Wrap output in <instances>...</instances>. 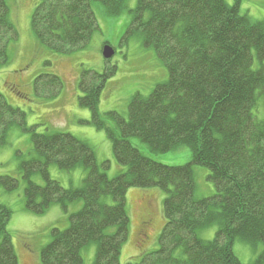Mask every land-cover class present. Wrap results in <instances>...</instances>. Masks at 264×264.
Instances as JSON below:
<instances>
[{
  "label": "trees",
  "instance_id": "obj_1",
  "mask_svg": "<svg viewBox=\"0 0 264 264\" xmlns=\"http://www.w3.org/2000/svg\"><path fill=\"white\" fill-rule=\"evenodd\" d=\"M99 1L111 15L120 13L127 2ZM239 4L137 0L129 33H141L144 44L155 49L168 78L148 96L132 97L128 119L116 111L100 113L108 76L82 72L79 104L92 112L89 123L107 131L117 162L126 167L113 179L89 143L67 132H36L27 126L26 112L0 93V147L14 127L31 132L33 144L31 158L20 164V177L0 175V190L11 193L23 179L25 207L35 214L54 205L67 213L70 204L83 202L78 211L67 213L65 229L51 228L50 241L40 251L41 264H83V249L91 243L97 245L93 264H121L129 234L131 187L164 191L166 220L159 247L142 251L137 262L127 264H245L233 250L238 239L261 243L263 250L252 264H264V119L255 116L259 100L264 102V22L241 14ZM31 25L37 39L59 54L87 46L98 26L90 0H41ZM17 35L7 1L0 0V65L9 62V45ZM34 84L37 93L48 89L50 97L64 86L55 74L40 75ZM132 137L157 153L189 147L192 161L161 163L135 147ZM53 164L63 171L84 167L82 185L63 187L50 175ZM194 166L209 169L214 195L196 196ZM34 174L44 183H36ZM11 218V208L0 201V264H20L8 231ZM213 225L218 229L212 240L198 236V230ZM148 228L149 221H143L140 245L147 240Z\"/></svg>",
  "mask_w": 264,
  "mask_h": 264
},
{
  "label": "rangeland",
  "instance_id": "obj_2",
  "mask_svg": "<svg viewBox=\"0 0 264 264\" xmlns=\"http://www.w3.org/2000/svg\"><path fill=\"white\" fill-rule=\"evenodd\" d=\"M18 35L9 45V62L0 65V93L13 106L26 112L27 126L35 127L36 132H67L89 143L95 150L97 161L106 162L105 172L113 179L126 167L121 166L114 155L112 140L105 129H98L89 123L92 112L80 106L79 97L83 95L79 87L82 72L94 70L108 76L101 91L100 113L116 111L128 119L129 103L136 93L148 96L154 87L168 78L167 67L152 47L144 44L139 32L129 33L133 20V10L137 0H127L125 8L117 15H111L99 0H90L97 19V29L87 46L67 54H59L42 44L32 30L31 20L36 5L41 0H6ZM234 4L236 0H226ZM240 12L253 21L264 22V0H239ZM111 46L115 54L106 59L103 50ZM55 74L63 83V89L55 97L49 96L48 89L36 92L34 81L40 75ZM45 94H43V91ZM257 120L264 119V102L259 100L255 109ZM110 127H115L109 121ZM32 133L20 127L10 130L7 144L0 147V175L20 177L22 160L30 159L33 152ZM131 143L144 155L167 165H184L192 161V151L182 146L166 153L151 151L138 137ZM196 196L209 197L216 193L214 183L208 179L209 169L194 166ZM50 175L63 187L82 185L87 175L84 167L71 171L60 170L57 165L50 166ZM32 179L43 184L39 174ZM22 179L17 190L7 193L0 190V201L12 210L8 231L20 264H41L40 251L50 241V230L54 226L65 229L68 224L67 213L78 211L83 202L72 203L67 213L60 205L52 206L43 214H35L25 207ZM166 194L158 187H131L127 192V211L130 218L129 234L123 244L121 264L137 262L142 251L151 252L159 247V237L165 225L164 199ZM111 202V199H106ZM149 221L144 244L138 243V233L143 221ZM218 227L213 225L198 230V236L212 240ZM234 253L245 264H252L263 250V245H252L236 240ZM97 245L91 243L83 249V264H93Z\"/></svg>",
  "mask_w": 264,
  "mask_h": 264
},
{
  "label": "water",
  "instance_id": "obj_3",
  "mask_svg": "<svg viewBox=\"0 0 264 264\" xmlns=\"http://www.w3.org/2000/svg\"><path fill=\"white\" fill-rule=\"evenodd\" d=\"M114 54H115V51H114V49H113L111 46L106 45V46L104 47L103 55H104V57H105L106 59H110L111 57L114 56Z\"/></svg>",
  "mask_w": 264,
  "mask_h": 264
}]
</instances>
